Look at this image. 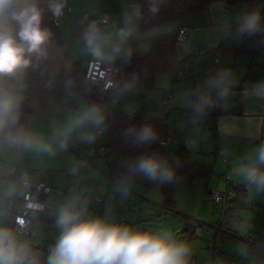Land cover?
<instances>
[{"label": "crops", "instance_id": "0c3cea01", "mask_svg": "<svg viewBox=\"0 0 264 264\" xmlns=\"http://www.w3.org/2000/svg\"><path fill=\"white\" fill-rule=\"evenodd\" d=\"M115 1H121L123 8H126V12L128 11L129 0H112L113 3ZM252 10H259L261 14L264 11V0L236 2L210 0L203 9L184 17L183 22L188 27V32L184 41L175 44L177 60L175 69L186 66V69L189 70V76L183 79L188 85V94L191 89L194 92L200 85L204 89L202 96L207 95L210 98L218 90L209 88L208 82L217 78L222 71L227 70L229 73L224 82L228 89L227 95L213 105L216 113L214 123L211 124L208 121V116L204 113L205 118L203 119L206 122L204 134L193 133L189 137L187 134L190 133L179 131L176 129L178 126L175 127L173 131L180 133L181 136L166 144L176 143L173 149L170 148L169 157H166L164 152V156L171 160L174 158L176 148H188L189 161L210 165L212 176L209 178L196 177L192 181L184 176H179L176 181L173 210L162 204L160 183L157 193L155 190V195L151 193V189L142 190L137 186H131L127 195L129 198L139 201L136 206L139 209L137 215L140 220H147L150 216L155 215L157 218L159 217L158 224H167L168 216L171 215L176 221H180L181 227L176 232H174L173 226L169 225L168 227L166 224L164 228L160 229L171 231L177 240L188 244L190 248L188 264H191L192 259L195 264H264V246L262 245L258 246L259 250L255 254L247 257L252 246L264 241V237H251L256 230L261 229L259 219H264V214H262L264 213V190H257L255 185L243 181L235 171L241 164L254 160L255 148L264 143V91H257V85L264 84V44L253 55L244 51L234 52L233 49L241 45L242 39L239 34L231 33V23L242 20L241 18ZM104 17L108 18L109 23V17L103 15L101 18ZM179 22L178 19L168 21L135 34L136 48L140 47L142 52L146 53L149 50V38L175 31ZM68 62V60L64 61L58 70H54L50 66L51 63L49 68L57 73ZM35 90L36 94L31 99L32 112L26 125V132L34 137L43 138L44 141L53 145L57 152L54 151L53 155H49L24 149L22 146L8 148L7 142L0 139V221L5 220L18 192L14 164L26 169L33 181L47 182L52 188L45 199L48 208H50L47 211L48 222L42 221L43 212L36 211L35 215H30V235L26 241L20 239L30 245L36 264H47L50 249L60 235V229L55 225L56 210L73 196L79 198L78 207L85 206L82 196H87L88 191L92 189L91 196L93 197L98 182L78 180V175L82 173H84L83 180H92L96 170L86 168L83 172L80 170L83 165L78 167L80 163L75 162L77 152H73L76 150L73 148L75 146L70 138L74 137L76 128L65 136V130L69 123L87 111V102L82 98L72 101L61 94L52 92L53 87L49 80L37 83ZM173 97L176 106H180L179 95L174 92ZM199 103L200 99H194V107ZM207 106H210L209 103L205 104L202 109ZM186 110L193 111L191 108ZM172 112L171 108L168 113ZM61 144H64L65 147L61 148ZM224 157L227 159L226 161ZM208 160L210 161L207 162ZM5 161L8 162V165L3 164ZM261 170H264V166H261ZM226 173L231 174L233 190L230 199L233 202L232 206L234 207V200L237 196L236 188L238 187H242L246 191L248 203L245 208L231 212L232 220L229 223V233L222 235L230 239L233 238V240L221 242V254L224 253L226 257L221 255L215 257L213 251L204 245L203 236L213 231L215 226L220 223L221 206L212 200L211 193L225 187L224 174ZM105 183L108 184L106 199H101L102 205L97 204L94 200L93 202L96 203L95 205L102 206L103 212L104 210H108L109 213L113 210L114 213L118 212L119 208L115 207L114 201L116 196L113 197L109 184H119L120 188L118 189L128 186H124L119 181ZM118 189L115 191L116 194L117 192L120 194L119 203H123L127 196L122 195V191ZM94 198L100 197L95 196ZM109 198L112 199L110 202H108ZM56 207L58 208L54 210ZM119 214L122 215V211L119 210ZM87 216L100 217L110 223L124 225L122 224L123 215L119 218L116 215L93 212V215ZM183 218L204 225L207 229L198 228L194 236L189 238L183 233ZM238 238L244 239L246 244L243 245L247 248H244L243 252L247 250V253L236 260L237 251L233 248L232 243L236 242L234 240Z\"/></svg>", "mask_w": 264, "mask_h": 264}, {"label": "clouds", "instance_id": "9594fccd", "mask_svg": "<svg viewBox=\"0 0 264 264\" xmlns=\"http://www.w3.org/2000/svg\"><path fill=\"white\" fill-rule=\"evenodd\" d=\"M67 0H48L47 11L59 22L64 15ZM148 11L153 15L159 11L154 0H149ZM45 9L38 5V0H0V139L24 149L39 153L54 154L53 146L43 138L34 137L17 127L23 97L15 91L2 86L6 79L23 76L28 69L35 70L39 62L48 58V44L52 32L43 24ZM142 19L141 6L134 4L131 12L124 13L123 26L115 33L102 29L101 22L88 21L82 32V39L88 52L98 60L114 61L127 43L138 31L137 22ZM237 27L240 35H264L259 10H252L244 15ZM127 59L131 52H125ZM228 71H222L218 77L208 82L209 88L217 89L221 98L227 95L225 79ZM135 77L123 86L132 88ZM257 91H264V84L257 85ZM210 98L200 97L196 111H201ZM104 109L93 104L82 115L69 123L65 136L74 128L90 124L106 131ZM134 135L138 144L156 139V132L151 125H143L125 130V135ZM84 140L91 142L94 137L85 134ZM65 147L61 144V148ZM255 159L241 164L235 171L243 181L255 185L257 190H264V143L255 150ZM129 173H139L149 181L171 183L175 169L169 160L159 154L144 153L129 164ZM27 183V177H23ZM122 184L128 187L118 189L127 196L131 182L122 178ZM79 198L70 197L55 212V225L60 235L50 249L47 264H188L190 248L184 241L177 240L166 229L139 231L129 225L110 223L104 218L87 217L86 206H77ZM29 207L35 211H44L45 205L33 203ZM19 227L13 228L7 222L0 221V264H36L30 245L19 239V232L24 224L19 220Z\"/></svg>", "mask_w": 264, "mask_h": 264}, {"label": "trees", "instance_id": "16d2710c", "mask_svg": "<svg viewBox=\"0 0 264 264\" xmlns=\"http://www.w3.org/2000/svg\"><path fill=\"white\" fill-rule=\"evenodd\" d=\"M129 1L130 7L128 12H131L132 6L134 4L141 6L142 19L137 22V33H139L168 21L184 19L186 15L203 9V7L210 0H154L159 8V11L154 15L148 11L149 0ZM233 1L236 2L251 0H231V2ZM47 3L48 0H38V5L45 9L43 24L52 32V39H55L62 50L65 51L60 40V34L58 33L56 26L51 21V13L47 11ZM92 19L93 18L86 12L76 16L73 21L72 35L82 37L84 27L86 26L87 22L91 21ZM241 22L242 20L231 23L232 34H238L237 27ZM261 23L262 27H264V11L261 12ZM175 35L176 30L149 38V50L146 53H140L136 50L137 41L134 38L135 35L132 38H129L127 43L124 44L123 51L120 53L119 57L113 61L121 68V83L119 90L114 94L105 91L95 94V100L104 109L106 117L105 123L107 124V129L106 131H101L100 133V139L102 141L100 147L105 149V151H103L101 154L104 157L105 173L111 180L119 181L121 183L122 178L126 177L127 180L131 182V186L141 187L145 190L150 189L153 186L154 181L147 180L139 173H129L128 169L130 162L144 153H155L165 157L164 152L166 144H162L161 141L163 139H168V143H170L181 136V134L178 132L169 131L166 115L170 111V108H168L170 104L164 105L167 111H165V114L162 116H147L145 111H142L138 114L126 113L117 111L116 109V104L119 102L121 94L124 91V84L131 81L133 77H135V82L132 86V91L134 94H137L138 89L148 88L154 84V77L156 73L164 71L173 73L175 71L177 72L180 68H183L180 67L179 69H175V65L177 64L175 50V44L177 42L175 41ZM240 36L242 39L241 45L237 48H234V52L244 51L253 55L255 51L259 49L262 44H264V35L257 34L248 36L245 34ZM127 51L131 52L130 59H127L125 56V52ZM68 61V64L62 67L56 73L49 68L50 63L52 62V56L50 54H48V58L46 60L39 62L34 60V63H39V67L35 70L32 69L30 76H25L24 83L26 85H29L30 83L36 85L42 80H49L51 81V85L53 87L52 92L63 94L67 90H75L80 95H83L87 89V85L84 84L81 75V68L83 67H81L79 60L69 58ZM188 76L189 70H187L186 75L178 76L176 74V80H182ZM219 100H222V98L220 97ZM213 105L207 106L205 109H201V111H203L208 116V121L211 122V124L214 123L216 116ZM146 124L151 125L156 132V139L154 141L138 144L134 141V133L127 136L125 135L126 129L135 128L138 131L141 126ZM73 148L75 149V147ZM188 156V148H176L174 158L169 160L171 167L175 169V176L173 177L171 183L160 182L162 204L172 210L174 209L176 181L179 176H184L189 181H192L196 177L209 178L213 173L210 165L191 163L188 159ZM123 185L128 186L127 184ZM236 191L237 196L234 200V207L232 206L230 210L231 212L245 208L248 203L246 191L243 190L242 187L236 188ZM40 198L45 200L46 196L41 195ZM57 208L58 207L54 208V210ZM183 219V233H185L189 238L194 236L195 231L198 228L207 229L206 226L201 225L193 220L187 218ZM259 245L264 246V241H260L257 245L252 246L249 249L247 257L255 254L259 250ZM212 251L215 256V251H217L216 244L215 251ZM192 262L195 264L194 259H192L191 263Z\"/></svg>", "mask_w": 264, "mask_h": 264}, {"label": "rangeland", "instance_id": "374dc122", "mask_svg": "<svg viewBox=\"0 0 264 264\" xmlns=\"http://www.w3.org/2000/svg\"><path fill=\"white\" fill-rule=\"evenodd\" d=\"M67 5L71 6L73 8V11L66 12L60 18L58 25H56V29L58 33L60 34V40L64 46L65 51L62 50V48L60 47V45L55 39H52V41L47 46L48 54L52 56V62L50 66L54 70H58L60 65H62L64 61H67L70 57H73L74 60H79L81 67H85L88 60L95 58L88 52L87 48L85 47L82 37H77V36L72 35L73 21L76 16L80 15L83 12H86L91 17H97L98 19H101L103 15H107V17H109V23L108 22L105 24L100 23V26L102 29H106L108 32H111L115 39L116 31L120 27L123 26L124 13L126 12V8H123L124 6L121 1L119 2L115 1V3H113L112 0H67ZM136 50L143 53L140 47H137ZM119 55L117 56V58L119 57ZM173 73L168 72V71L156 73L154 77V84L148 88L138 89L137 94L133 93L132 88L129 90H124L123 93L121 94L119 102L116 104L117 111L126 112V113H135V114L145 111L147 116L163 115L165 114V111H167V109L164 107V104H163V96L166 91H169V94L171 95V98H172L171 100L172 102L170 103L168 108L173 109L172 113L167 114V119H168L167 123L169 125L170 132H172L175 129V127L178 126L176 129H179V131H182V132L185 131L186 133L187 132L190 133V134H187L188 137L192 135L193 133H196V134L198 133V135H201L202 133L204 134V129L206 128V124H205L206 122H205V119L203 118H205V114L203 111H199V112L195 111L196 108L193 105L194 95L202 87L198 85V87L195 89L194 92L191 89L193 93L190 91V93L188 94V89H189L188 85L183 81V79L176 80V71ZM6 80L17 91L18 90L22 91L26 89V84L24 83L22 76H18V77L6 79ZM174 92H176V94L179 95V105L180 106H176L175 101L173 100ZM199 99L200 98H197L196 100H199ZM189 108H191V110H193L194 113L192 111L186 110ZM190 112H192V115H190ZM19 121H20V118H19ZM47 126L49 127V124ZM98 130L99 129L93 127L90 124H85V125L80 126L79 128H76V130H74V137L70 138L71 142L75 146V149L77 148V151H73V152L74 153L77 152L82 156L79 158L75 156V162L78 164L80 163L78 167L83 165L82 168L80 167V170H82L83 172L86 170V168L96 170L94 171L95 174H93L94 177L92 180L91 179L83 180L84 173L78 175L79 176L78 180L80 179L81 182H98L96 189L93 192L94 193L93 197L91 196V192L93 191L92 189L88 191L87 196H82L84 204L87 208L86 214L91 216L93 215V212L94 213L101 212L103 215L111 214V215H116L119 218H121L123 215L124 221L122 222V224L129 225L133 229L139 230V231L147 230V231L154 232L156 230H159L160 228H164L166 225H168V227L169 225L173 226L174 232L179 230V228L181 227V225L179 224L180 221L179 220L176 221L174 217H172L171 215L168 216L169 219L167 220V224L166 223L158 224L159 217L157 218L155 215L150 216L147 220H140L137 215L138 214L137 211L139 209H138V206H136L139 201H136V199L133 200L132 198H129L127 196L124 198L123 203L122 202L119 203L120 194L118 192L116 194V191H115L118 188H120L119 184L117 183H110L109 185H111V191L113 193V197L114 195L116 196L114 201L116 203L115 207L119 208L118 212H115L116 214L114 213V210L111 213L107 212L108 210H104L103 212L102 206L95 205L96 203L93 202V200L96 199L94 198L95 196H99L100 199H106L108 184H106L105 182H118L115 180H111L105 173L104 157L101 154L102 151H100V146H101L102 141L100 139V130L99 131ZM85 134L92 135L94 139L91 142L84 140L83 136ZM7 146L8 148H10L8 142H7ZM175 146H176V143L173 145L170 144V145L165 146V156L166 157H169L170 148L173 149ZM54 151L57 152L56 150ZM3 164L8 165V162L5 161ZM159 183L160 182L154 181L153 186L150 188L152 190L151 193L153 195H155V190L157 193V188L159 187ZM141 189L145 190L143 188ZM223 189H220V190H223ZM146 190H149V189H146ZM54 195L57 196V194H54ZM110 196L111 195H109V197ZM110 198L108 202L112 200V199L110 200ZM107 204H111V203H107ZM47 208H48V205H47ZM119 210L122 211L123 213L122 215L119 214ZM90 211L92 212L91 214H90ZM159 211H161V209H159ZM9 213L10 211L8 212L5 218L8 217ZM36 213L37 212L34 211L31 213V215L32 214L35 215ZM43 215H44V218L42 221L48 222L47 210L43 212ZM158 215L160 216L162 214H158ZM113 218L116 219L115 217H111L110 219H113ZM231 220H232V217H231ZM259 222H260L259 227L261 229L256 230V232L251 235L252 238L255 236H257V238L264 237V219L262 218L259 219ZM146 224L147 225L149 224V225L147 226ZM30 231H31V227H30ZM213 232L214 230L211 231L209 234L207 233L206 235H204L203 240H205L207 237L212 235ZM222 234L223 233H220L217 235L215 244H216L218 253L221 256L226 257L224 253L221 254V247H220L221 242H224L225 240H228V241L233 240V238L230 239L229 237H226L225 235H222ZM29 235L19 234V239L26 241ZM234 241L236 242H233L232 245L235 251H237L236 260H239L242 256L246 255L247 253V250H244L243 252V249L245 248L243 244H246V243H244V239L242 238H238L237 240L235 239Z\"/></svg>", "mask_w": 264, "mask_h": 264}, {"label": "built area", "instance_id": "2783aa9c", "mask_svg": "<svg viewBox=\"0 0 264 264\" xmlns=\"http://www.w3.org/2000/svg\"><path fill=\"white\" fill-rule=\"evenodd\" d=\"M72 7L67 5L65 8V12H71ZM92 20L101 22L105 24L108 22V18L104 17L101 19L93 18ZM91 20V21H92ZM51 21L56 26L59 22L52 17ZM179 25L176 29L175 41L181 42L184 41L188 32V27L183 22V19L179 20ZM32 73V69H28L25 74L22 76L23 80L25 76H30ZM176 74L178 76L186 75L187 70L186 66L182 69L180 68ZM81 75L85 85H87V89L83 95H80L75 90H67L65 93L61 94L62 96L67 97L70 100H77L79 98L84 99L87 102V108L91 107L93 104L99 103L95 100V94L98 92H108L111 94L116 93L119 90V86L121 83V68L116 65L113 61L108 62L104 60L98 59H90L88 60L85 67L81 68ZM2 86L9 88L15 91L18 95L23 97V101L20 108V121L17 127L22 128L26 132V125L29 119V116L32 112V104L31 99L36 94L35 85L30 83L26 85V89L20 91L15 90L14 87L7 81L2 82ZM204 93V89L200 88L194 95V98L202 96ZM219 96L217 93L213 94L210 97L209 105L215 104L219 100ZM171 95L169 92L164 93L163 104L168 105L171 103ZM100 130V129H99ZM98 130V131H99ZM101 133V130H100ZM162 144H167L168 139H163ZM10 148H19L20 146H15L9 143ZM77 151V148L75 149ZM100 151H105L104 148L100 147ZM77 157H82L79 153H77ZM224 160L227 159L224 157ZM208 160L207 162H209ZM15 171V180L17 185V195L13 202L11 203L10 213L7 218H5L4 222H7L11 227L18 228V221L23 220L24 224L22 226V230L19 234L29 235L30 227H31V213L35 210L29 207L30 204L33 203H42L45 205L44 211L37 212H45L47 210V203L45 200L40 198L41 195L47 196L52 188L51 186L44 181L36 182L30 179L29 172L26 169L21 168L18 164H14ZM23 177H27V183H25ZM225 188L223 190H214L211 193L212 200L221 206L220 209V223L215 226L214 232L212 235L206 238L205 245L211 250L215 251V241L216 237L220 233H227L229 231V222L231 220V208L232 202L230 199V195L232 193L231 187V174L226 173L224 175ZM97 204L102 205V200L100 198H96L94 200ZM215 256H219L218 252L215 251ZM191 264H194L192 262Z\"/></svg>", "mask_w": 264, "mask_h": 264}, {"label": "water", "instance_id": "95a60500", "mask_svg": "<svg viewBox=\"0 0 264 264\" xmlns=\"http://www.w3.org/2000/svg\"><path fill=\"white\" fill-rule=\"evenodd\" d=\"M49 209V208H48Z\"/></svg>", "mask_w": 264, "mask_h": 264}]
</instances>
